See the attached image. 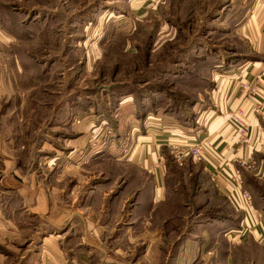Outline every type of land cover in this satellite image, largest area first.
I'll list each match as a JSON object with an SVG mask.
<instances>
[{
    "label": "crops",
    "instance_id": "obj_1",
    "mask_svg": "<svg viewBox=\"0 0 264 264\" xmlns=\"http://www.w3.org/2000/svg\"><path fill=\"white\" fill-rule=\"evenodd\" d=\"M147 1L131 3L142 10ZM226 3L245 51L230 56L215 88L204 90L214 106L198 117L201 128L147 110L124 120L125 144L114 139L121 123L104 119L97 103L74 101L72 86L57 110L45 89L23 77L11 76V87L0 81V264H230L232 249L264 244L254 205L259 194L264 199V116H246L251 150L225 121L244 106L238 83L264 80V0ZM263 96L258 90L247 103ZM200 140L207 143L202 162L178 165L168 154L171 144ZM217 197L242 213L238 232L227 234L220 218L214 231L202 221Z\"/></svg>",
    "mask_w": 264,
    "mask_h": 264
},
{
    "label": "rangeland",
    "instance_id": "obj_2",
    "mask_svg": "<svg viewBox=\"0 0 264 264\" xmlns=\"http://www.w3.org/2000/svg\"><path fill=\"white\" fill-rule=\"evenodd\" d=\"M131 2L0 0V81L11 87V76L19 83L23 77L45 89L57 110L72 86L74 101L97 103L104 119L121 123L114 139L125 144L124 120L142 119L147 110L201 128L198 117L214 106L204 90L215 88L230 56L245 51L233 35L234 10L227 0H153L142 10ZM31 70L37 73L24 79ZM259 195L254 205L264 219ZM203 211L212 231L219 218L231 229L227 234L242 228V213L221 197ZM230 264H264V244L232 249Z\"/></svg>",
    "mask_w": 264,
    "mask_h": 264
},
{
    "label": "built area",
    "instance_id": "obj_3",
    "mask_svg": "<svg viewBox=\"0 0 264 264\" xmlns=\"http://www.w3.org/2000/svg\"><path fill=\"white\" fill-rule=\"evenodd\" d=\"M237 89L244 98V106L228 111L225 116V121L232 129L238 144L245 150H251L252 142L249 137L246 116L247 114L264 116V96L261 100H257L252 104H248L247 102L255 98L258 90H262L264 92V80L261 82L257 79L251 85H249L246 80H243L238 83ZM206 147L207 143L204 140L195 141L188 146L171 144L168 146V154L173 162L178 165H180L185 158H190L193 162H202L204 161V150ZM241 164L245 165L244 162H241ZM241 195L244 203L248 206L250 204L248 194L242 193Z\"/></svg>",
    "mask_w": 264,
    "mask_h": 264
}]
</instances>
